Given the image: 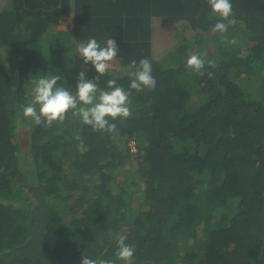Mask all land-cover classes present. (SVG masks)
<instances>
[{
	"label": "trees",
	"instance_id": "trees-1",
	"mask_svg": "<svg viewBox=\"0 0 264 264\" xmlns=\"http://www.w3.org/2000/svg\"><path fill=\"white\" fill-rule=\"evenodd\" d=\"M106 4L0 10V264L114 259L121 236L135 248L133 264H264V0H231L237 23L213 51L220 18L206 0H177L171 10ZM72 13L73 29L56 30ZM154 15L186 21L192 40L154 56ZM93 37L117 43L127 71L109 69L97 83L131 91L130 117L110 121L113 133L71 113L51 127L25 119L32 78L61 75L74 93L81 70L98 76L76 55L75 43ZM190 54L205 60L203 76L186 68ZM141 58L151 61L154 91L129 89V65ZM135 187L142 208L127 203Z\"/></svg>",
	"mask_w": 264,
	"mask_h": 264
},
{
	"label": "clouds",
	"instance_id": "clouds-1",
	"mask_svg": "<svg viewBox=\"0 0 264 264\" xmlns=\"http://www.w3.org/2000/svg\"><path fill=\"white\" fill-rule=\"evenodd\" d=\"M206 2L212 13L220 18L212 27V32L223 34L229 25L237 23L231 0H206ZM118 51L117 43L112 37L106 39L103 46L94 37L81 44L77 49V56L83 60L84 65L91 64L98 76L90 80L86 79V70H81L74 93L58 84V81L62 79L61 75L53 74L32 78L30 81L34 85L31 90L33 99L21 106L23 117L33 121L35 125L51 127L54 123L63 124L68 119V114L71 113L72 118L90 126L93 131L113 133L116 130V124L110 121L126 119L131 115L129 107L131 91H125L123 87L117 86L114 79L107 81L108 91L101 90L98 88L97 81L108 72ZM207 63L215 67L214 61ZM129 67L133 69L129 73L130 90L136 92L155 90L157 81L152 74V64L148 58H141L139 63L132 60ZM186 68L194 74L203 76L205 60L200 54H190L186 61ZM76 139L79 141L78 151L81 154L87 152L88 148L84 141L79 136ZM126 240V236L118 238L114 259L89 258L90 256L85 254L81 264H117V261H122L123 264H133L135 248L126 243Z\"/></svg>",
	"mask_w": 264,
	"mask_h": 264
},
{
	"label": "crops",
	"instance_id": "crops-1",
	"mask_svg": "<svg viewBox=\"0 0 264 264\" xmlns=\"http://www.w3.org/2000/svg\"><path fill=\"white\" fill-rule=\"evenodd\" d=\"M107 4L105 9L108 10H171L172 6L177 3V0H106ZM91 10H99L100 0H0V10L6 8L7 10H79L80 5ZM104 9V10H105ZM264 9V8H263ZM75 15L64 16L59 19L56 30H72L74 27ZM178 24L185 26L186 30L192 29L186 21H178L176 23L163 22L162 18L154 15L152 17V37L151 46L152 54L154 56L164 55L165 52H159V42L155 45V35L157 28L163 25ZM179 30H185L183 27H179ZM167 29L177 30V27H167ZM187 38V37H186ZM77 49L81 44L75 43ZM177 45V44H176ZM109 69L116 70L117 72L125 73L127 70L122 68L117 59L112 62Z\"/></svg>",
	"mask_w": 264,
	"mask_h": 264
},
{
	"label": "rangeland",
	"instance_id": "rangeland-1",
	"mask_svg": "<svg viewBox=\"0 0 264 264\" xmlns=\"http://www.w3.org/2000/svg\"><path fill=\"white\" fill-rule=\"evenodd\" d=\"M167 27H177V30H173V29H167ZM179 27H183V29H185V26L183 25H178V24H174L173 26L171 25H163L161 26L160 28H157L156 30V35H155V45L159 42V52L161 53L162 51H165L167 50L168 48L171 49L173 47L176 46V44H178L179 42H181L182 44L184 43H187V41L185 39H189L192 40V36L193 34H195L193 29H189V30H180L179 31ZM230 28V26H228L227 30ZM217 37H214V39H212L209 43V46H207V49H216L218 47H222L224 45L226 40L227 39H222L221 40V37H224L222 36L221 33H217ZM187 37V38H185ZM241 41H244L243 38H239ZM222 43V44H220ZM168 49V50H169ZM213 51V50H212ZM76 55H78V52H76ZM81 60V58H80ZM81 62L83 63V61L81 60ZM130 146L132 147V151L135 153L136 152V148L134 147L135 143L130 141ZM117 171H119V168L117 169ZM124 169L120 170L119 172H122L120 173L118 179H122L123 177V172ZM118 172V173H119ZM131 194L129 196V202H127L128 204H130L133 208L139 206V207H143V204H144V197H142L141 195V190L138 191L135 188H129Z\"/></svg>",
	"mask_w": 264,
	"mask_h": 264
}]
</instances>
